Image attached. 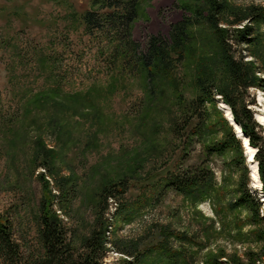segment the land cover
<instances>
[{
  "label": "rangeland",
  "instance_id": "1",
  "mask_svg": "<svg viewBox=\"0 0 264 264\" xmlns=\"http://www.w3.org/2000/svg\"><path fill=\"white\" fill-rule=\"evenodd\" d=\"M131 1L138 14L128 38L117 36L120 29L113 25L86 27L87 13L120 16ZM230 2L244 10L264 8V0ZM193 3L0 0V221L8 220L25 254L40 250L38 217L44 204L62 222L75 254L83 252L98 224L108 221L102 264L132 260L122 249L140 256L138 264H264V193L262 184L254 185L246 151L247 171L236 162L242 157L235 144L223 155L206 153L228 134L222 105L231 108L221 96L216 106L206 105L200 139L193 135L201 117L193 113L201 94L198 81L215 80L231 90L213 30L191 27L184 58L153 81L125 59L133 44L143 54L151 38L168 41L172 27L189 16L182 6ZM254 26L262 36L258 46L229 42L236 57L261 71L264 23ZM240 100L264 138L259 120L264 89L250 88ZM203 163L213 174L210 199L193 201L169 187L180 171ZM246 182L260 208L233 207ZM104 189L113 195L106 203ZM162 247L175 257L161 253Z\"/></svg>",
  "mask_w": 264,
  "mask_h": 264
},
{
  "label": "trees",
  "instance_id": "2",
  "mask_svg": "<svg viewBox=\"0 0 264 264\" xmlns=\"http://www.w3.org/2000/svg\"><path fill=\"white\" fill-rule=\"evenodd\" d=\"M182 7L184 13L189 16H184L181 22L172 27L168 41L156 37L151 38L148 50L143 54L138 53L137 45L133 44L131 48L126 49V62L133 63L134 68L144 70L150 81H153L156 75L167 76L172 72L175 63L184 58L186 46L192 41L190 28L207 26L213 30L220 45V59L225 66L231 90L217 86L215 80L201 79L198 81L201 94L193 102V113L199 112L201 117L193 129V135L200 139L201 127L206 120V105L214 104L216 106L218 104L216 97L221 96V99L230 105L235 123L242 129L250 145L257 149L254 159L258 165V174L262 184L261 192L264 193V138L259 125L254 120L251 109L240 100L241 94L250 88L264 89L262 85L264 78L257 76L258 73H264V69L257 71L253 62L244 61L243 56L236 57L232 53V45L229 42L232 39L236 45H244L247 48L258 46L262 36L254 25L264 23V8L252 6L244 10L232 4L230 0H196V3ZM137 14L138 4L131 1L125 4L123 15L100 17L95 13H87L83 19L89 29L113 25L120 29L117 36L121 37L124 34L128 38L130 25ZM240 26L242 27L235 29ZM233 27L231 38H226V35L231 32L229 29ZM124 31L127 32L123 33ZM119 42L121 46H126L123 40ZM128 43H130L129 40ZM119 49L120 47L117 48L118 51ZM234 96L235 100H233ZM221 117L224 126L228 129V134L222 142L208 146L206 153L208 156L223 155L227 149L232 147L231 144H235L242 157L241 161L237 160L236 162L245 166V159L242 155V152H245L243 141L236 136L237 134L234 133L233 127L223 113H221ZM205 164L196 165L195 168L185 172L180 171L179 174L172 177L169 187L191 197L193 201L210 199L212 191H214L213 174ZM245 170L247 171L246 166ZM112 189H115V186ZM241 189L243 195L235 202L234 208L251 205L260 208L262 206L259 199L252 195V190L248 188L247 182L242 184ZM118 190L121 191L120 193H124L122 186H119ZM109 197H113L112 191L104 189L103 201L106 203ZM118 208L115 214L117 216L123 210L122 207L120 209V206ZM38 220L41 247L39 251L28 254H25L20 245L13 240L8 220L0 221V264H102L101 261L107 252L108 244L109 223L107 220L98 224L90 236L84 240L83 252L78 254H75L76 251L72 248V239L67 237L62 222L51 207L41 205ZM159 249L163 254L170 252L166 247ZM120 251L132 259L128 260L126 264L140 262V256L136 257L125 249ZM170 256L171 258L175 257L171 255V252Z\"/></svg>",
  "mask_w": 264,
  "mask_h": 264
},
{
  "label": "bare ground",
  "instance_id": "3",
  "mask_svg": "<svg viewBox=\"0 0 264 264\" xmlns=\"http://www.w3.org/2000/svg\"><path fill=\"white\" fill-rule=\"evenodd\" d=\"M222 107L225 109L226 111V118L228 119V121L231 123L232 126H234L233 128L236 131L237 135H240L239 138H241V140H243V147L246 151V154L249 158V162L251 164L252 167V179L254 181V185L256 187H260V181H259V174H258V167L255 163V149L250 145V142L248 140V138L245 137L244 133L242 132V129L238 126V124L235 123V120L233 118V115L231 113V110L228 109L225 105H222ZM260 123L262 124V126L264 125V116L260 117ZM264 197V196H263Z\"/></svg>",
  "mask_w": 264,
  "mask_h": 264
},
{
  "label": "water",
  "instance_id": "4",
  "mask_svg": "<svg viewBox=\"0 0 264 264\" xmlns=\"http://www.w3.org/2000/svg\"><path fill=\"white\" fill-rule=\"evenodd\" d=\"M238 137H240V135H238ZM240 140H241V138H239ZM241 141H243V140H241ZM258 166V165H257Z\"/></svg>",
  "mask_w": 264,
  "mask_h": 264
}]
</instances>
